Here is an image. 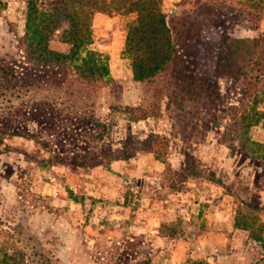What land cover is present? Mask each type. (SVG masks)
Masks as SVG:
<instances>
[{
  "label": "rangeland",
  "instance_id": "374dc122",
  "mask_svg": "<svg viewBox=\"0 0 264 264\" xmlns=\"http://www.w3.org/2000/svg\"><path fill=\"white\" fill-rule=\"evenodd\" d=\"M243 4L162 0L181 60L217 70L211 112L191 102L181 110L183 94L168 76L133 79L123 49L134 15H94L90 48L107 59L112 81L84 102L104 128L34 125L37 140H0V260L7 253L20 264H264V240L234 223L244 208L264 223V103L248 149L231 124L240 117L232 107L246 46L238 43L236 59L229 46L264 31L236 12ZM24 28V1L0 0V58L18 56Z\"/></svg>",
  "mask_w": 264,
  "mask_h": 264
},
{
  "label": "trees",
  "instance_id": "16d2710c",
  "mask_svg": "<svg viewBox=\"0 0 264 264\" xmlns=\"http://www.w3.org/2000/svg\"><path fill=\"white\" fill-rule=\"evenodd\" d=\"M23 1L25 28L17 39L20 52L15 58H0V140L7 135L37 140L31 129L34 125L48 129L68 124L104 128L93 121L92 104L84 102L92 97L91 92L112 81L107 59L90 48L92 21L97 13L135 16L128 25L123 49L135 81L153 84L162 75L168 76L183 94L181 110H186L190 102L210 112L212 107L216 109L218 89L210 84L215 83L217 70L211 67L200 71L181 60L174 38L175 25L169 24L162 0ZM243 5L244 10L236 12L259 28L264 23L263 0H245ZM238 43L246 46V56L244 65L236 69L244 76L241 99L238 107H232L233 116L240 111V117L231 124L232 131L238 134L236 139L248 149L249 131L263 118L259 108L264 103V31L256 38L234 41L229 46L234 59L241 50ZM225 71L229 73L227 68ZM250 116L254 123L245 125ZM145 117L143 114L134 120ZM234 223L253 239L264 240V223H258L257 216L245 208L237 213ZM22 260L4 253L0 264H20Z\"/></svg>",
  "mask_w": 264,
  "mask_h": 264
}]
</instances>
